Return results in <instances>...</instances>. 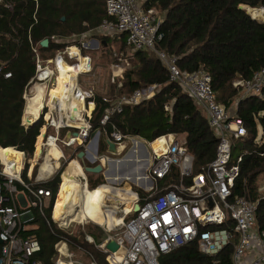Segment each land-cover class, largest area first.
<instances>
[{"label": "built area", "instance_id": "obj_1", "mask_svg": "<svg viewBox=\"0 0 264 264\" xmlns=\"http://www.w3.org/2000/svg\"><path fill=\"white\" fill-rule=\"evenodd\" d=\"M33 1L37 8L38 1ZM143 1L104 0L107 18L87 33L123 39L126 47L133 52L142 50L152 53L167 69L169 80L180 85L205 112L207 124L218 142L213 160L205 170L197 173L194 171V158L185 147V140L177 134L156 138L163 140L159 149L152 147L155 140L143 142L149 147L148 167L143 181L138 184L125 179L120 183L115 181L113 185L108 184L115 190L128 187L130 196L124 199L112 191L107 195L115 200L120 220L111 226L97 224L102 227L105 238L96 248L105 255L106 264H159L162 254L190 242H196L200 252L208 256H214L231 245L232 264H264V230H260L256 223V202L248 196L233 193L244 152L234 155L232 150L235 141L246 134L243 122L234 112L230 113L217 102L211 76L207 72L180 70L176 58L160 48L162 15L155 8H145ZM0 5L8 11L12 9L7 0H0ZM242 7L252 19L264 22V6ZM87 33L71 37L77 44L75 48L78 53L67 45L62 50L57 49L52 57H46L39 46L31 47L34 74L22 92V124L27 128L34 121L36 125L40 123L36 139L42 135L39 154L46 151L43 163L47 170L45 177L36 175L35 179H31V174L25 169L23 152L19 171H8L13 162H4L0 158V264H42L34 259L40 251V243L35 235L27 234V230L35 217L33 209H37L39 215H44V209L48 206L45 202L52 199V191L41 183L43 179H52L62 167L59 189L67 167L74 160L67 159L61 147L80 146L82 149L79 152H83L89 163L100 164L107 170L110 161L119 159L116 158L117 154L108 150L106 141L113 142L123 153L126 140V136L116 130L111 117L127 105L150 99L159 88L157 84H152L113 98L102 97L98 105L94 89L79 83L80 75L91 70V58L80 50ZM51 40L61 42L57 36H52ZM80 58L84 60V65L74 80L67 84L65 95L51 99V87L62 72L61 63L74 66L80 62ZM125 60L120 57L118 62L112 64L111 82L117 89L122 87L119 78L123 79L122 62ZM5 67L6 64L0 61V74L10 78L11 73L4 71ZM232 84L243 95H261L264 91V67L254 71L249 79H235ZM38 90L41 91L40 105L31 109ZM71 100L81 101L83 106L78 108ZM91 104L93 107L89 110ZM102 104H105V108L97 120ZM103 132L106 136L105 152L99 150V138ZM52 146L59 150L57 158L48 155ZM61 159L65 163L60 164ZM79 167L74 178L81 188L89 189L80 163ZM165 178L169 183L161 193L155 195L156 184L153 181ZM136 205L138 209L134 210ZM71 220L59 218L56 225L59 229H67ZM85 240L93 242L88 235ZM110 240L117 244L114 251L107 248ZM64 244V241L55 244L57 253ZM121 250L120 256L118 253ZM64 256L68 260L57 255L55 264H99L93 259L88 263L79 262L73 259L72 253H65Z\"/></svg>", "mask_w": 264, "mask_h": 264}, {"label": "trees", "instance_id": "obj_2", "mask_svg": "<svg viewBox=\"0 0 264 264\" xmlns=\"http://www.w3.org/2000/svg\"><path fill=\"white\" fill-rule=\"evenodd\" d=\"M7 1L12 6L10 11L0 5V61L6 64L4 71H9L11 77L4 78L0 74V148L12 147L31 156L40 127V123L27 128L22 124V92L34 74L31 47L39 46L42 53L53 55L63 48V43L52 41V36L62 40L87 33L99 26L107 14L104 0H37V8L33 0ZM142 5L155 8L162 15L160 48L176 58L180 70L207 72L216 100L225 109L228 110L238 94L233 81L249 79L254 71L264 67V22L252 19L242 7L264 6V0H144ZM44 39H48L45 47L40 44ZM133 59L124 71L117 94L152 84L159 88L150 99L127 105L114 114L111 122L116 130L127 139L146 142L170 133L184 134L185 147L194 158V171L205 170L215 156L218 139L200 107L180 85L169 80L167 69L152 53L138 50ZM97 100H101L99 95ZM104 108L105 104L97 120ZM234 114L242 120L246 134L237 139L232 150L233 154L237 148L244 152L233 193L256 202V223L264 230V194L259 193L257 187V179L264 173V91L261 95L241 98ZM95 123L97 126V121ZM104 146L102 140L101 149ZM100 177L90 178L91 189L102 183ZM59 181V175H55L43 184L52 191V199L44 215L35 219L37 228L29 231L41 246L34 259L42 264H55L54 245L65 240L70 248L106 264L105 255L95 246L101 236L96 234L99 228L95 226L97 231L87 227L72 235L57 228L51 220ZM168 183V178L157 179L155 195ZM86 234L92 235L96 243L87 242ZM232 252L229 245L214 256L203 255L197 243L190 242L162 254L159 264H232Z\"/></svg>", "mask_w": 264, "mask_h": 264}, {"label": "bare ground", "instance_id": "obj_3", "mask_svg": "<svg viewBox=\"0 0 264 264\" xmlns=\"http://www.w3.org/2000/svg\"><path fill=\"white\" fill-rule=\"evenodd\" d=\"M72 49L76 53H78L75 47H73ZM83 65L84 60L82 58H80V62L74 66L61 63L62 72L57 77L55 84L51 87V99L56 96L65 95L67 84L74 80L78 70L81 69ZM34 103L37 104V107L40 105V101H37L36 99H34ZM71 103H76L78 108H81L83 106L81 101L76 102L75 100H71ZM90 108H92V106H90ZM41 139L42 135H40L37 139L35 157L39 154ZM152 143L153 148L159 149L163 144V140H155ZM48 154L57 158L59 155V150L55 146H52L48 150ZM0 158L3 159L4 162H13L14 165L12 166V168L8 169V171L10 172L19 171L22 167L23 154L15 148H0ZM123 159L124 162L122 163L110 161V163L108 164L109 166L104 172L108 182L110 181L111 183L113 181H119L122 180V178H125L126 180H129L131 182L140 184L143 181V175L141 173L143 162H140L143 159L142 148H140V144L135 142L131 149L128 151L126 157ZM132 161L135 162L134 166L131 165ZM79 169V164L75 160H73L67 167L63 175V182L58 189L57 197L54 203L53 217L55 219L62 218L66 221L68 219H89L94 221V223L96 224L98 223L99 225H113L117 221L118 210L115 206V200L112 201L111 206L110 204L105 205L106 201L110 203V197H107V195L110 193V191H112L115 194L120 195L122 198H128V193L130 192L129 189L126 188L122 190H115L112 189L109 185L100 186L93 190L83 189L81 188L80 183L74 178ZM120 170L126 171L123 175H119L118 172ZM75 204L79 206L78 212L73 209L75 207ZM128 206L129 204L127 201V207ZM62 213H64L63 217L61 216ZM118 254L121 256L122 250L119 251Z\"/></svg>", "mask_w": 264, "mask_h": 264}, {"label": "rangeland", "instance_id": "obj_4", "mask_svg": "<svg viewBox=\"0 0 264 264\" xmlns=\"http://www.w3.org/2000/svg\"><path fill=\"white\" fill-rule=\"evenodd\" d=\"M72 36L73 35H70L69 37H64L61 40V43H63V48H60V50L64 49L67 45H68V47H75V45H77L74 42L75 40H71ZM93 42H95V45H92ZM84 43L85 44H82L80 46V50H81V53L83 55H88L91 58V70L86 74L80 75V77H79L80 84L82 86L93 85L98 90L99 94H110V95H112L114 93L113 95H115V93H117L116 92L117 86L116 85L114 86L113 83L111 82L112 64L118 62V59L120 57L123 59H126L124 62H122L124 65V71H125L127 68H129L131 66L132 61H134V59H133L134 52L125 46V43L123 42L122 39H118L115 37H103V36H96V35H92V34L87 33L86 37L84 39ZM124 71L122 73L123 78H124ZM119 79H121V81L123 80L122 78H119ZM50 92H52V89ZM245 96L246 95H243V92L238 89V94L234 98V100L230 104V106L228 107V111L230 113L235 112L238 101L241 98H244ZM259 130H260L259 132L261 133V128ZM137 140L140 141L141 139H137ZM236 142H237V140L235 141V144H236ZM134 143L135 142L133 141L132 138L126 139L125 143H124L125 144V151L121 155L122 156L125 155V153H127L131 149V147L133 146ZM35 144H37V139H36ZM45 153H46V151H42L41 155L39 154L38 158H35L36 151H34V153L31 156H28L27 154L24 153L25 159H26L25 167L26 168L30 167V164H33V162H36L37 169L40 166H44L43 158L45 156ZM238 153H239V150L237 148L234 151V155H237ZM48 155H50V154H48ZM121 155L118 157H121ZM46 158H48V156ZM63 163H65V161L63 162V160L61 159L60 164H63ZM66 165H67V163L65 164V166ZM60 167H61V165H60ZM59 173H60V170L58 171L57 175ZM100 178L103 179L104 183H106L104 181V177L101 176ZM153 183H155V182L153 181ZM104 185H108V184H104ZM133 185H135V184H133ZM257 187H258L259 193L264 194V173L258 177ZM90 221H92V220H90ZM92 222H94V221H92ZM72 226L74 227V228L71 227L72 230L74 231V233L75 232L76 233L81 232L80 230H78L77 224H74ZM95 226L96 225H94V224H88L87 225V227H92V228H95ZM74 229H76V230H74ZM95 230H97V229L95 228ZM66 252H72L74 255L73 259L79 260V262H82V263L88 262L87 260L89 258L86 257L81 251L76 250L74 248H70L69 246H67L65 244L61 245V247L59 248V251H58V255H61V257L64 260H68L64 256V254Z\"/></svg>", "mask_w": 264, "mask_h": 264}, {"label": "crops", "instance_id": "obj_5", "mask_svg": "<svg viewBox=\"0 0 264 264\" xmlns=\"http://www.w3.org/2000/svg\"><path fill=\"white\" fill-rule=\"evenodd\" d=\"M125 43V42H124ZM42 53V52H41ZM55 53V52H54ZM42 55L43 56H46V57H52L53 55H50V52L48 53V52H46V53H42ZM83 75V74H82ZM80 83V82H79ZM113 85L115 86V84L113 83ZM83 87H86V88H88V87H91V88H93L94 89V91H95V101L97 102V104L98 105H100V103L102 102V97H106V98H109V97H111V98H113V97H115V95H118L117 93L115 94V95H110V94H99V92H98V90L93 86V85H90V86H83ZM99 95V97H101V100L100 101H98L97 100V96ZM40 96H41V91L40 90H38V92H37V95H36V97L34 98V99H36L37 101H40ZM90 106H92L93 107V105L91 104ZM90 106H89V110H91L92 108H90ZM199 106V105H198ZM101 107H103V104H102V106ZM101 107H100V111H101ZM200 107V106H199ZM30 108L31 109H36L37 108V104H35L34 103V100H33V102H32V104L30 105ZM200 109H201V107H200ZM99 111V112H100ZM201 111H202V114L206 117V114H205V112L201 109ZM101 116V115H100ZM35 122V125H36V121H34ZM34 125V126H35ZM31 127V126H30ZM63 134V133H62ZM105 134H104V132L101 134V136H100V138H99V150L101 151V152H105L106 150H107V146H106V143H105ZM178 137H180V138H182V139H184L185 140V135L184 134H178ZM127 139V138H126ZM104 141V143H105V146H104V148L103 149H101V141ZM141 141L142 142H146V141H144V140H142L141 139ZM35 142H36V140H35ZM125 143V142H124ZM149 143V142H148ZM146 145V144H145ZM146 147H147V150H148V153H149V147L146 145ZM82 148L80 147V146H78V147H74V148H66V147H61V152L63 153V155L67 158V159H74V160H76V162L79 164L80 163V165L82 166V168H83V171H84V173H85V175H86V180H87V183H88V188H89V190H93V189H91L90 187H91V185H90V178L92 177V180H95L96 178L95 177H97V176H102V177H104V181L106 182V183H104L103 182V179H102V183H100V184H98L95 188H97L98 186H100V185H103V184H110V185H113L114 183H115V181H113V182H111L110 183V181L108 182V180L106 179V176H105V174H104V172L106 171L105 169L106 168H104V167H102V171L101 172H99V173H91V172H86L85 170H84V166H90V167H93V166H95V165H97V164H95V165H92L91 163H89L85 158H84V155L82 156V158L80 159V158H78V153H79V151L81 150ZM34 151H36V148H35V144H34ZM34 151H33V153H34ZM121 151V149L119 150L118 149V152L116 153L118 156H120L121 154H122V152H120ZM124 151H125V149H124ZM22 152V151H21ZM24 153V152H23ZM70 153V154H69ZM75 156V157H74ZM124 156V155H123ZM122 155H121V157H116L117 159H121L122 157H123ZM39 157V154H38V156H36L35 158H38ZM34 161V160H33ZM117 161V160H116ZM61 162V161H60ZM25 163H26V159H25ZM109 166V165H108ZM25 169H28V172L31 174V179H35V176L37 175V176H39V177H45L46 175H45V171L47 170L46 169V167H45V165L44 166H40L38 169H37V167H36V162H33V164H30V167H28V168H25ZM62 169V168H61ZM61 169H60V172H61ZM80 170V169H79ZM117 173V172H116ZM118 174V173H117ZM59 175V174H58ZM91 175V176H90ZM90 176V177H89ZM24 179H27L26 178V176H25V178ZM29 179V178H28ZM59 179H60V175H59ZM47 179L46 178H44L43 179V181L41 182L42 183V185L45 183V182H47L46 181ZM50 180V179H49ZM125 180V178L123 179V180H119V181H124ZM118 181V183H120ZM60 182V181H59ZM109 185V186H110ZM44 186V185H43ZM94 188V189H95ZM119 193V192H118ZM121 193V192H120ZM128 195L130 196V194L128 193ZM128 195H126V196H128ZM126 196H124V197H126ZM56 197H57V194H56ZM56 197H54V198H56ZM108 197V196H107ZM124 199H126V198H124ZM55 200L56 199H54V202H53V205H52V207H51V214H50V218H51V220L53 221V223H55V225L57 224V222H58V219H55L54 217H53V208H54V203H55ZM113 201V199L112 198H110V203L109 202H105V205H108V204H110V206H111V202ZM128 201V200H127ZM50 202H51V199H50V201L49 202H45V204H47L48 206L47 207H45V209H44V213H45V210L46 209H48L49 208V206H50ZM70 209H72V208H70ZM73 209H75L76 210V212H78L79 211V206H77L76 204H75V207L73 208ZM33 212H34V215H35V217H34V219H33V221L31 222V226H30V228L27 230V234H30V230H32V229H35V228H37V222L35 221V219L39 216V213H38V211H37V209H33ZM120 220V214L117 212V221L116 222H118ZM85 221V219H72L71 220V225L69 226V227H67V229H60V230H64L65 232H67V233H69V234H72V235H74L75 233H74V231L72 230V228L71 227H73L72 225H74V224H77V226H78V230H80V231H85V228H87V225L88 224H94V225H96V227L97 228H99V230H100V232H96V234L97 235H101L100 236V238H99V242H101L104 238H105V233H104V231L102 230V227H100V226H98L97 224H95L94 222H92V221H87V222H84ZM115 222V223H116ZM57 226V225H56ZM58 228V227H57ZM74 228V227H73ZM74 230H76V229H74ZM77 234V233H76ZM75 234V235H76ZM86 235H88V236H91L92 237V239H93V242L92 243H96L95 242V239H94V237L92 236V235H90V234H86ZM85 235V236H86ZM85 236H84V239H85ZM60 241H64L65 242V245H67L68 246V244H67V242L65 241V240H60ZM59 242V241H58ZM57 242V243H58ZM98 242V243H99ZM56 243V244H57ZM97 243V244H98ZM97 244H95V246L97 245ZM54 248H55V245H54ZM56 250V249H55ZM57 251V250H56ZM66 253H72V252H66ZM82 253L84 254V255H86L83 251H82ZM73 254V253H72ZM57 255H58V253H57ZM74 256V255H73ZM86 257H88L89 259L87 260L88 262L90 261V260H95L94 258H93V256L92 255H86ZM87 262V263H88ZM97 262V261H96ZM98 263V262H97ZM100 264V263H99Z\"/></svg>", "mask_w": 264, "mask_h": 264}, {"label": "water", "instance_id": "obj_6", "mask_svg": "<svg viewBox=\"0 0 264 264\" xmlns=\"http://www.w3.org/2000/svg\"><path fill=\"white\" fill-rule=\"evenodd\" d=\"M62 20L64 19V17H62L61 18ZM41 46H43V47H45V46H47V44H48V39H44L43 41H41ZM92 45H95V42H93V44ZM72 56H74V54L72 55ZM35 125V122H32V123H29V125L28 126H34ZM133 141L134 142H136V143H139L140 144V147L142 148V161H140V162H143L142 164H143V167H142V170H141V173H142V175H144L145 174V170H146V168L148 167V158H149V153H148V150H147V147H146V145H145V143H143L141 140L139 141V140H137V139H133ZM106 143H107V145H108V150L110 151V152H112V153H114V154H116L117 152H118V149H117V147L114 145V143L113 142H111V141H106ZM128 153V152H127ZM127 153H125V155L121 158V159H119V160H112V162H124V159L123 158H125L126 157V155H127ZM82 156H83V152H79L78 153V158H82ZM139 162V163H140ZM131 165L132 166H134L135 165V162L134 161H132V163H131ZM84 170L86 171V172H91V173H99V172H101L102 171V166L100 165V164H97V165H95V166H93V167H90V166H84ZM126 170H120L118 173H119V175H123L124 174V172H125ZM124 178H122V180H123ZM138 209V206L136 205L135 207H134V210H137ZM0 244H2V240L0 239ZM107 248L108 249H110V250H112V251H114L115 249H117V244L113 241V240H110L108 243H107Z\"/></svg>", "mask_w": 264, "mask_h": 264}]
</instances>
